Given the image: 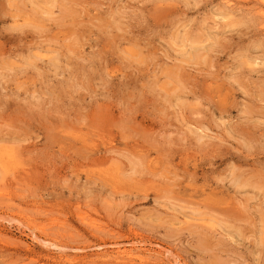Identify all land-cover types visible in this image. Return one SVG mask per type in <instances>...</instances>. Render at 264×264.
<instances>
[{"label": "rangeland", "instance_id": "374dc122", "mask_svg": "<svg viewBox=\"0 0 264 264\" xmlns=\"http://www.w3.org/2000/svg\"><path fill=\"white\" fill-rule=\"evenodd\" d=\"M0 148V264H264V1L0 0Z\"/></svg>", "mask_w": 264, "mask_h": 264}, {"label": "bare ground", "instance_id": "6f19581e", "mask_svg": "<svg viewBox=\"0 0 264 264\" xmlns=\"http://www.w3.org/2000/svg\"><path fill=\"white\" fill-rule=\"evenodd\" d=\"M263 1H264V0H263ZM55 60H56V59H55ZM176 74H177V73H176ZM170 79H171V77H170ZM173 80H174V79H173ZM174 81H175V80H174ZM179 82H180V81H179ZM179 82H178V83H179ZM175 83H176V82H175ZM176 90H177V89H176ZM209 91H210V88H209ZM213 94H214V93H213ZM215 97H216V96H215ZM226 97H227V96H226ZM219 99H220V98H219ZM222 99H223V98H222ZM217 100H218V99H217ZM202 129H203V128H202ZM202 129H200V130H202ZM205 129H206V128H205ZM198 130H199V128H198ZM203 130H204V129H203ZM193 134H197V132L194 131ZM197 137H198V136H197ZM75 138H76V137H75ZM198 139H200V138H198ZM78 140H79V139H78ZM108 141H109V140H108ZM90 146H91V145H90ZM90 146H89V147H90ZM0 149H1V148H0ZM110 149H111V148H110ZM108 150H109V149H108ZM4 151H5V150H4ZM6 152L8 153V151H6ZM137 152H138V151H137ZM0 153H1V152H0ZM11 153H12V152H11ZM139 155H140V154H139ZM139 155H138V158H139ZM2 156H3V155H2ZM5 157L7 158V156H5ZM133 158H134V157H133ZM138 158H137V159H138ZM142 158H143V157H142ZM10 159H11V158H10ZM140 159H141V158H140ZM0 161H1V160H0ZM12 161H13V160H12ZM150 161H151V160H150ZM139 162H140V161H139ZM139 162H138V163H139ZM156 162H158V161L156 160ZM14 163H15V162H14ZM113 163H114V162H113ZM138 163H137V164H138ZM149 163H150V162H149ZM114 164H115V163H114ZM12 165H13V164H12ZM15 165H16V164H15ZM151 165H152V164H151ZM151 165H150V167H152ZM16 166H17V165H16ZM16 166H15V168H16ZM156 166H157V165H156ZM156 166H154V167H156ZM11 167H12V166H11ZM17 167H18V166H17ZM19 169H20V168H19ZM153 169H155V168H153ZM14 170H15V169H14ZM14 170H13V171H14ZM155 170H157V169H155ZM13 171H11V172H13ZM160 171H161V169H160ZM166 171H167V170H166ZM166 171H165V172H166ZM167 172H168V171H167ZM186 172H187V171H186ZM9 173H10V172H9ZM152 173H153V172H152ZM152 173H151V174H152ZM3 174H4V173H3ZM153 174H154V173H153ZM157 174H158V172H157ZM159 175H160V174H159ZM163 175H164V174H163ZM188 176H189V175H188ZM236 176H237V175H236ZM163 177H164V176H163ZM126 178H127V177H126ZM236 178H237V177H236ZM104 179H105V178H104ZM233 179H234V178H233ZM108 180H109V179H108ZM234 180H235V179H234ZM234 180H233V181H234ZM236 180H238V179H236ZM240 181H241V179H240ZM243 181H244V180H243ZM243 181H241V182L243 183ZM106 182H107V178H106ZM245 183H247V182H245ZM236 184H237V183H236ZM238 184H239V181H238ZM238 184H237V185H238ZM240 184H241V183H240ZM237 185H236V186H237ZM246 185H247V184H246ZM233 186H234V184H233ZM236 186H234V187H236ZM243 186H245V185H243ZM178 188H179V186H178ZM190 188H191V187H190ZM117 190H119V189H117ZM172 193H173V192H172ZM213 193H214V192H213ZM208 194H209V193H208ZM208 194H207V195H208ZM209 195H210V194H209ZM167 196H168V195H167ZM176 196H177V195H176ZM168 197H169V196H168ZM206 197H208V196H206ZM224 199H225V198H224ZM199 203H200V201H199ZM199 203H198V204H199ZM202 203H203V202H202ZM217 204H218V203H217ZM219 222H220V221H219Z\"/></svg>", "mask_w": 264, "mask_h": 264}]
</instances>
